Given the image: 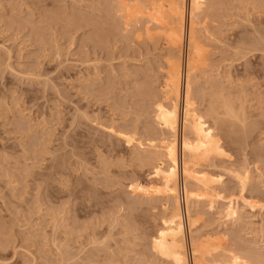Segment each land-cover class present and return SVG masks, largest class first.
Returning <instances> with one entry per match:
<instances>
[{
  "label": "rangeland",
  "instance_id": "374dc122",
  "mask_svg": "<svg viewBox=\"0 0 264 264\" xmlns=\"http://www.w3.org/2000/svg\"><path fill=\"white\" fill-rule=\"evenodd\" d=\"M135 2L0 0V264H171L150 244L170 201L147 188L185 44H170V0L137 5L167 30ZM197 24L191 98L225 153L201 162L223 180L220 200L191 201L193 234L219 236L216 262L264 264V0H204Z\"/></svg>",
  "mask_w": 264,
  "mask_h": 264
},
{
  "label": "bare ground",
  "instance_id": "6f19581e",
  "mask_svg": "<svg viewBox=\"0 0 264 264\" xmlns=\"http://www.w3.org/2000/svg\"><path fill=\"white\" fill-rule=\"evenodd\" d=\"M135 1L136 2L133 3L134 5L136 4L135 7L142 3L141 0ZM127 3L128 2H126V5L122 3L125 7L119 8L125 11L129 6ZM203 3L204 0H188V2L187 0H170V2L166 4L169 15L176 25L175 29L169 32L170 44L175 46L179 43L180 47L185 44V60L182 61L180 58L178 63L171 67V70H169L170 72L166 74L167 76L164 80L163 87L169 92V100L160 99V101L155 104L156 124L161 129L166 130L169 135H167V137L164 135L161 140V147L163 149L166 164L162 165L158 163L152 168V183L148 184L147 190L157 197H167L170 201V208L162 215L160 222L161 226H159L160 228L151 236L150 244L154 252L164 257V259L169 260L171 264H189L188 252L191 256V264H224L222 259H219L222 263H219V261H217V263L214 258L209 257L212 254V247L216 248L217 246L216 243L220 239L218 238L219 236L213 238L210 237L211 235H208L209 237L205 236L206 238H204L200 235L196 236L193 234L194 223L192 219L196 216V209L194 207L193 210L190 205L191 201H195L198 204L201 200H204L208 201L210 206L211 202L217 201L219 197H217L216 194H212V191H215L213 190L215 186L213 187L212 185L214 184L217 186L223 178L208 176V173L206 174L202 171L200 165L203 160H206L210 156L222 155L224 157L223 153H225L220 139L217 138L214 132L213 125L210 126L207 120L196 111L194 107L195 103H193L190 93L191 71L199 55L195 28L198 25L197 18L201 12ZM142 6H138L137 9L140 8V11L142 10L145 12V16L148 14L150 17L149 19L153 20L158 27H163L165 30L168 29V24L163 22L161 18L163 15L162 8H155L150 12L148 11L149 9L147 10V6L144 7L145 10L141 9L143 8ZM131 15L133 16V14ZM180 122L182 124L183 134H180L181 137L178 139L177 129ZM185 130L190 133V135L187 134ZM245 175L243 178H246ZM179 176L181 177V184L179 183ZM237 177L244 183L243 178H240V176ZM237 177L235 178L238 180ZM243 183L241 184L244 186ZM180 186L183 191L184 211L182 210V204L179 198ZM216 192L218 191L214 193ZM210 197L216 200L212 199L213 201H211ZM234 198L235 199L227 198L228 201L227 203L225 202V215H223L224 217L226 216L228 220L231 219V217H233L232 219L234 220L238 217V201L236 197ZM240 200H243L242 203L247 206L246 208L252 211L254 207H256L255 203L252 204V202H247L248 200L244 201V198ZM196 203L195 206L197 205ZM201 203L203 202L201 201ZM190 207L194 212L190 211ZM192 213H194L195 216H192ZM185 227H187L189 232L188 244H186ZM230 253L231 252H229L228 255H230ZM226 257L228 258V256ZM230 257L229 260L227 259L228 261H225V264H233V261H237V264L239 262L238 258L240 260L239 264L241 261L243 263L246 260H250L245 259L243 261L244 257L241 260L239 256L231 260L232 257Z\"/></svg>",
  "mask_w": 264,
  "mask_h": 264
},
{
  "label": "built area",
  "instance_id": "2783aa9c",
  "mask_svg": "<svg viewBox=\"0 0 264 264\" xmlns=\"http://www.w3.org/2000/svg\"><path fill=\"white\" fill-rule=\"evenodd\" d=\"M179 198H180V202H181V204H182V210L184 211V208H183V191H182L181 186H180V188H179ZM188 251H189V250H188ZM188 257H189V263L191 264V262H190V260H191V256H190L189 252H188Z\"/></svg>",
  "mask_w": 264,
  "mask_h": 264
}]
</instances>
